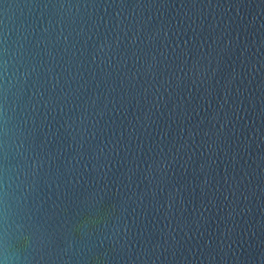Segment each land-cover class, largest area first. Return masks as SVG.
Returning a JSON list of instances; mask_svg holds the SVG:
<instances>
[{
  "label": "water",
  "instance_id": "1",
  "mask_svg": "<svg viewBox=\"0 0 264 264\" xmlns=\"http://www.w3.org/2000/svg\"><path fill=\"white\" fill-rule=\"evenodd\" d=\"M0 264H264V0H0Z\"/></svg>",
  "mask_w": 264,
  "mask_h": 264
}]
</instances>
